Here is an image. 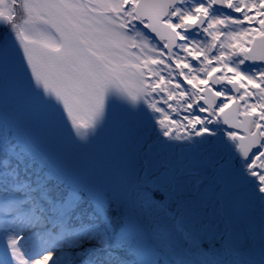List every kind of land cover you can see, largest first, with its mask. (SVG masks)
<instances>
[{
	"label": "snow or ice",
	"instance_id": "6c2138e0",
	"mask_svg": "<svg viewBox=\"0 0 264 264\" xmlns=\"http://www.w3.org/2000/svg\"><path fill=\"white\" fill-rule=\"evenodd\" d=\"M0 29V264H264V0H0Z\"/></svg>",
	"mask_w": 264,
	"mask_h": 264
},
{
	"label": "rangeland",
	"instance_id": "374dc122",
	"mask_svg": "<svg viewBox=\"0 0 264 264\" xmlns=\"http://www.w3.org/2000/svg\"><path fill=\"white\" fill-rule=\"evenodd\" d=\"M0 29V35L3 34V30ZM195 64V61H192ZM187 71V70H185ZM223 72V69H222ZM222 74V73H221ZM122 106L131 109V105L124 101H118ZM111 106H110V113H111ZM175 118V117H174ZM85 158H87V154H84ZM91 162L96 166L99 171V174L103 178H108L112 180H117L120 178L121 175L125 176L127 179L132 180L135 178V173L122 162L121 158L114 154L113 145L110 141L106 140L101 134V140L96 142L94 148L91 150ZM169 162L179 171V168H187L190 167L189 160H180L177 158L175 152L168 153L166 157ZM86 163L88 161H85ZM222 192V185L216 184L215 182L210 183L209 186V199L215 205L217 202V197L220 196ZM260 217V216H259ZM27 251V249H24ZM2 254V252H0Z\"/></svg>",
	"mask_w": 264,
	"mask_h": 264
},
{
	"label": "water",
	"instance_id": "95a60500",
	"mask_svg": "<svg viewBox=\"0 0 264 264\" xmlns=\"http://www.w3.org/2000/svg\"><path fill=\"white\" fill-rule=\"evenodd\" d=\"M191 163L193 162L191 161ZM220 200L223 203V207H224L226 214L234 211V208H235L234 186L230 178L225 179V182L223 184V192L220 195ZM259 222L260 220L256 219L257 225H259Z\"/></svg>",
	"mask_w": 264,
	"mask_h": 264
},
{
	"label": "flooded vegetation",
	"instance_id": "af4514ba",
	"mask_svg": "<svg viewBox=\"0 0 264 264\" xmlns=\"http://www.w3.org/2000/svg\"><path fill=\"white\" fill-rule=\"evenodd\" d=\"M251 66H252V67H255L256 65L253 64V65H251ZM244 67H248V65L246 64ZM219 72L222 73V69H220ZM229 75H231V73H229ZM249 87H250V86H249Z\"/></svg>",
	"mask_w": 264,
	"mask_h": 264
},
{
	"label": "trees",
	"instance_id": "16d2710c",
	"mask_svg": "<svg viewBox=\"0 0 264 264\" xmlns=\"http://www.w3.org/2000/svg\"><path fill=\"white\" fill-rule=\"evenodd\" d=\"M2 31V30H1Z\"/></svg>",
	"mask_w": 264,
	"mask_h": 264
}]
</instances>
